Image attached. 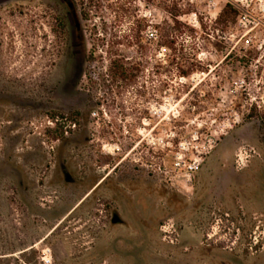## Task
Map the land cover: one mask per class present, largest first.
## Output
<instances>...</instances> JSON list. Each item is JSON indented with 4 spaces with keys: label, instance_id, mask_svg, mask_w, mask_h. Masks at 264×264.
I'll use <instances>...</instances> for the list:
<instances>
[{
    "label": "rangeland",
    "instance_id": "obj_1",
    "mask_svg": "<svg viewBox=\"0 0 264 264\" xmlns=\"http://www.w3.org/2000/svg\"><path fill=\"white\" fill-rule=\"evenodd\" d=\"M67 1L0 0V264H264V0Z\"/></svg>",
    "mask_w": 264,
    "mask_h": 264
},
{
    "label": "trees",
    "instance_id": "obj_2",
    "mask_svg": "<svg viewBox=\"0 0 264 264\" xmlns=\"http://www.w3.org/2000/svg\"><path fill=\"white\" fill-rule=\"evenodd\" d=\"M85 19H89V15L85 14ZM240 17V11L231 3H228L221 14L219 15L216 24L220 26L224 31H228L232 29L234 25L237 24V21ZM173 22L176 25H179V22L177 20H173ZM170 45H173V43L170 42V44H166L168 48H171ZM91 62L93 59L91 58ZM112 80L116 82H125L128 83L131 79L130 72L131 70H128L124 63L122 61H113L112 62ZM185 77H190V73L183 74Z\"/></svg>",
    "mask_w": 264,
    "mask_h": 264
},
{
    "label": "water",
    "instance_id": "obj_3",
    "mask_svg": "<svg viewBox=\"0 0 264 264\" xmlns=\"http://www.w3.org/2000/svg\"><path fill=\"white\" fill-rule=\"evenodd\" d=\"M65 1H67V0H65ZM81 40H82V37H79V41H81ZM80 55H82V56L84 55L83 51L81 52ZM83 64H84L83 62L79 61L78 69H77V72H76L77 81H79L81 76L83 75Z\"/></svg>",
    "mask_w": 264,
    "mask_h": 264
},
{
    "label": "built area",
    "instance_id": "obj_4",
    "mask_svg": "<svg viewBox=\"0 0 264 264\" xmlns=\"http://www.w3.org/2000/svg\"><path fill=\"white\" fill-rule=\"evenodd\" d=\"M152 37H154V36H152ZM44 261H45V264H52V257H50V258H45L44 259Z\"/></svg>",
    "mask_w": 264,
    "mask_h": 264
},
{
    "label": "flooded vegetation",
    "instance_id": "obj_5",
    "mask_svg": "<svg viewBox=\"0 0 264 264\" xmlns=\"http://www.w3.org/2000/svg\"><path fill=\"white\" fill-rule=\"evenodd\" d=\"M66 3H68V4H69V1H67Z\"/></svg>",
    "mask_w": 264,
    "mask_h": 264
}]
</instances>
